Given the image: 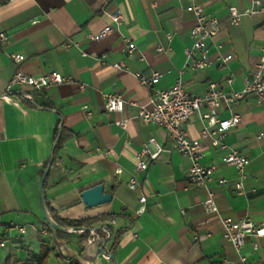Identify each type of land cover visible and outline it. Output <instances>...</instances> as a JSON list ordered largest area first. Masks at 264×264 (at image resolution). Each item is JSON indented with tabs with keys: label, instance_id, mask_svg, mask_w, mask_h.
Here are the masks:
<instances>
[{
	"label": "crops",
	"instance_id": "0c3cea01",
	"mask_svg": "<svg viewBox=\"0 0 264 264\" xmlns=\"http://www.w3.org/2000/svg\"><path fill=\"white\" fill-rule=\"evenodd\" d=\"M195 2L221 22L220 32L209 41L210 65L203 71L192 70L185 56L196 24L187 10L190 0H0V33L10 37V44L0 49V239L7 243L0 250V264L10 256L29 264V254L42 247L49 253L47 264H237L240 255L250 264H264V237L248 236L238 253L223 239L219 219L264 223V137L259 138L264 106L249 95L217 110L220 118L236 114L242 119L225 138L249 160L241 195L234 186L236 171L223 164V153L210 139H201L205 122L195 116L185 125L189 137L201 141L203 163L218 167L209 188L219 214L205 212L207 189L189 183L190 163L172 148L168 132L137 118L141 106L152 108L156 88H170L180 79L192 96H205L211 84L225 93L239 92L258 65L264 16L244 17L237 25L229 21V7L242 10L249 0ZM115 8L123 14L121 34L138 47L131 57L119 32L90 38L111 23ZM13 53L26 59L16 64ZM227 56L232 57L223 62ZM119 61L126 62L127 70L114 68ZM17 72L33 78L57 72L71 80L43 91L15 88L13 101H6ZM154 73L165 74L154 87L142 85L136 76ZM104 94L122 97L124 111L108 112ZM123 121L126 128L118 124ZM58 126L64 138L44 187L48 212L63 220L90 219V229H107L110 238L103 254L97 240L82 243L84 229H69L68 238H62L43 224L39 187ZM150 139L163 151L155 160L144 157L149 166L138 172L137 155ZM131 177L137 180L136 190L129 188ZM219 178L228 182L219 186ZM97 185L104 186L112 201L85 206L81 193ZM141 197H146L147 211L137 215Z\"/></svg>",
	"mask_w": 264,
	"mask_h": 264
},
{
	"label": "built area",
	"instance_id": "2783aa9c",
	"mask_svg": "<svg viewBox=\"0 0 264 264\" xmlns=\"http://www.w3.org/2000/svg\"><path fill=\"white\" fill-rule=\"evenodd\" d=\"M13 0H5L10 2ZM187 10L195 16L196 24L191 29L190 38L192 44L185 50L187 65L192 70H205L209 67L210 61L208 59L209 41H211L221 29V22L218 18L205 13L204 8L197 4L195 0H190ZM229 21L233 25L240 23L244 17L264 16V0H249V6L239 10L235 6L229 7ZM111 23L105 27L97 36L90 35L91 39H103L106 36L119 32L123 26V14L119 8H115L110 14ZM38 21L35 18L33 22ZM123 41L126 43L125 52L128 57L133 56L138 47L129 37L122 35ZM10 44V37L5 33H0V49ZM158 51H163L159 47ZM232 56H227L223 62H227ZM10 58L16 64L22 63L26 57L20 53H13ZM115 69L127 70L125 61H119L114 65ZM165 74L154 73L146 77L137 74L140 83L146 87H154L157 80L164 77ZM69 77H64L57 72H51L47 75L33 78L17 72L9 82L8 89L3 99L6 101L12 100L13 89L28 87L32 91H43L51 85H60L70 81ZM229 83L232 81L229 80ZM84 86H81L83 89ZM23 97L28 98V93L22 92ZM254 96L257 101L264 106V48L261 49L260 61L256 68L251 72L250 76L246 78L245 88L239 92L225 93L219 89L215 84H211L209 92L203 96H192L183 87L180 79L167 89L156 88L150 99L151 109L144 106L139 108L137 118L145 124L160 127L168 132L172 148L186 157L190 163L188 170V181L190 184L204 187L207 189V196L203 201V207L208 214H219V210L215 201L216 194L209 188V185L215 181V174L218 167L214 164H204L203 160L206 158V153L202 148L200 140L191 139L185 130L186 123L193 117L199 116L205 122V126L201 132V139H210L211 146L217 151L223 153L222 162L228 167H232L237 174V181L235 182V189L238 195H241L244 190L243 182L247 176V168L249 160L242 155L240 151L227 143L225 138L229 131L238 127L242 119L240 115H232L228 118H220L217 110L225 103L228 107L238 103L247 96ZM105 109L108 112H123L125 109V101L122 97L113 94H104ZM208 108V112L201 113L202 108ZM122 128H126V121L118 123ZM264 137V134L260 135ZM151 146L155 150H151ZM163 148L155 141L150 139L145 145L144 149L138 153V163L136 170L138 172L144 171L149 166V161L144 159L148 156L150 160H155ZM109 154V151L105 152ZM120 170L117 174H120ZM227 179H217V184L223 186L227 183ZM129 188L131 190L137 189V180L131 177L129 181ZM146 197H141L139 200V207L136 211L137 215H142L147 211ZM223 226V239L230 242L238 253H241L246 244L248 236L264 237V223L261 225L255 224L250 219H242L233 221L227 218H219ZM1 226V222H0ZM20 232L25 231V227H19ZM74 232H83V230H74ZM110 238V233L107 229H102L100 232L91 231L88 242L96 239ZM7 246L5 240L0 239V250ZM253 249L256 251L258 245L253 244ZM70 264H73L70 262ZM237 264H250L247 258L240 255Z\"/></svg>",
	"mask_w": 264,
	"mask_h": 264
},
{
	"label": "water",
	"instance_id": "95a60500",
	"mask_svg": "<svg viewBox=\"0 0 264 264\" xmlns=\"http://www.w3.org/2000/svg\"><path fill=\"white\" fill-rule=\"evenodd\" d=\"M54 162V152L51 153L50 155V160L49 163L42 175L41 182H40V187H39V192H40V201H41V207L43 211L44 218L46 219L47 223L56 231L62 232V233H69V229H66L60 225H58L56 222H54L48 212V206H47V200L45 196V180L50 172V169L53 165ZM81 198L85 206L87 207H96L99 205H104L107 203H110L112 201V196L108 193H105L104 191V186L103 185H97L94 186L90 189L84 190L81 193ZM95 229H88L89 233ZM102 229H98L95 231L100 232ZM74 231V230H73ZM102 247L99 250V253L103 254L104 249L103 247L107 243L108 239H96ZM93 240L92 242L96 241ZM91 242V243H92ZM111 259H114L113 255H109Z\"/></svg>",
	"mask_w": 264,
	"mask_h": 264
},
{
	"label": "trees",
	"instance_id": "16d2710c",
	"mask_svg": "<svg viewBox=\"0 0 264 264\" xmlns=\"http://www.w3.org/2000/svg\"><path fill=\"white\" fill-rule=\"evenodd\" d=\"M20 95L22 96V94H20ZM23 98L27 99L26 97H23ZM59 126L55 132L54 159H55V154H56L57 150L61 147V143H62L63 138H64L63 128H61ZM53 164H54V162H53ZM47 178H48V176H47ZM47 178H46V180H47ZM46 180H45V184H46ZM51 218L58 225L66 228V229H71V230H83L84 229V232H83L82 237H81L82 243L87 242V240L89 239L90 233H89L88 229H90V224L92 223V220H90V219L63 220V219L57 218L53 215L51 216ZM43 224H44V226L51 229V226L47 223V221L45 219H44ZM55 232L58 234V236H60L62 238H68V235H69L68 233H62V232H59L56 230H55ZM115 245H116V241L114 242L111 250H113ZM48 256H49V253L46 252L45 248L42 247L41 251L38 254H34V253L29 254L28 262H29V264H47L48 263ZM21 263H22V260L16 256H10L5 261V264H21Z\"/></svg>",
	"mask_w": 264,
	"mask_h": 264
}]
</instances>
